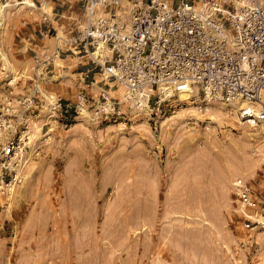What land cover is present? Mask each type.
Wrapping results in <instances>:
<instances>
[{
  "label": "rangeland",
  "instance_id": "1",
  "mask_svg": "<svg viewBox=\"0 0 264 264\" xmlns=\"http://www.w3.org/2000/svg\"><path fill=\"white\" fill-rule=\"evenodd\" d=\"M7 1H0V13L7 5L0 103L7 76L29 74L34 52L57 45L56 35L42 41L25 28L35 19ZM62 2L57 12L65 17L53 25L68 39L84 21L83 7ZM65 51L49 68L47 88L75 100L100 77L83 81L91 68L84 53ZM111 94L131 104L106 120H58L21 184L0 199V264H264V124L248 128L197 92L161 111L124 89ZM238 179L252 187L256 209L242 208Z\"/></svg>",
  "mask_w": 264,
  "mask_h": 264
},
{
  "label": "built area",
  "instance_id": "2",
  "mask_svg": "<svg viewBox=\"0 0 264 264\" xmlns=\"http://www.w3.org/2000/svg\"><path fill=\"white\" fill-rule=\"evenodd\" d=\"M10 1L35 19L22 24L36 37L58 38L53 23L65 17L57 12V6H64L61 0ZM77 1L84 15L80 27L68 39L57 40L53 51L39 47L29 74L7 76L0 103V199L21 184L58 120H106L121 114L122 105L131 101L111 94L119 87L128 98L143 96L144 106L153 103L157 111L172 98L197 97V92L204 101L234 111L248 128L264 124V0ZM64 51L84 53L81 58L91 68L83 81L90 74L100 77L75 100L47 88L53 82L49 68ZM35 124L41 125V137ZM233 187L244 210L257 208L249 183L238 179Z\"/></svg>",
  "mask_w": 264,
  "mask_h": 264
},
{
  "label": "bare ground",
  "instance_id": "3",
  "mask_svg": "<svg viewBox=\"0 0 264 264\" xmlns=\"http://www.w3.org/2000/svg\"><path fill=\"white\" fill-rule=\"evenodd\" d=\"M9 6V5H8ZM5 7H7V5L6 6H3L2 8H1V13H3L4 12V8ZM0 13V14H1ZM2 15V14H1ZM65 16V15H64ZM63 34V33H62ZM62 38H64V34L63 35H61V36H59V33H58V38H57V40H59V41H61L62 40ZM118 89H124V90H126L125 88H123V87H119ZM118 89L116 90V91H118ZM127 92V91H126ZM183 97H187V96H189V95H182ZM138 97H140V99L141 98H144L143 96H137V97H132V96H130V99H132V100H140ZM83 115L84 116H88V114H87V112H84L83 113ZM252 127V126H251ZM253 128V127H252ZM48 140V139H47ZM46 140V141H47ZM22 177V176H21Z\"/></svg>",
  "mask_w": 264,
  "mask_h": 264
},
{
  "label": "crops",
  "instance_id": "4",
  "mask_svg": "<svg viewBox=\"0 0 264 264\" xmlns=\"http://www.w3.org/2000/svg\"><path fill=\"white\" fill-rule=\"evenodd\" d=\"M0 1H1V0H0ZM1 3L3 4V2H1ZM10 3H11V1H10V2H7V4H9V5L11 6V4H10ZM3 6H4V5H3ZM10 6H9V7H10ZM62 33H63V32H62Z\"/></svg>",
  "mask_w": 264,
  "mask_h": 264
}]
</instances>
